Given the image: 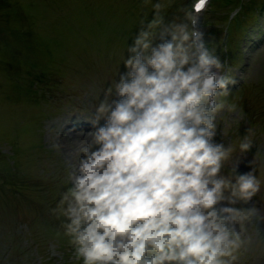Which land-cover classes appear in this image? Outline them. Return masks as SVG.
Instances as JSON below:
<instances>
[{
  "label": "clouds",
  "instance_id": "clouds-1",
  "mask_svg": "<svg viewBox=\"0 0 264 264\" xmlns=\"http://www.w3.org/2000/svg\"><path fill=\"white\" fill-rule=\"evenodd\" d=\"M141 3L150 15L83 114L92 130L77 134L72 152L50 145L63 172L46 215L70 252L59 264H264L259 148L240 171L254 129L216 141L245 114L229 100L231 66L197 27L210 0L179 6L171 19L177 0ZM5 252L0 243V264H9Z\"/></svg>",
  "mask_w": 264,
  "mask_h": 264
},
{
  "label": "rangeland",
  "instance_id": "rangeland-1",
  "mask_svg": "<svg viewBox=\"0 0 264 264\" xmlns=\"http://www.w3.org/2000/svg\"><path fill=\"white\" fill-rule=\"evenodd\" d=\"M17 1L27 18L21 21L13 7L0 31V165L7 172L19 170L22 160L28 164L20 168L26 185H21L23 193L0 192V243L5 255L11 253L9 264H19L25 257L29 264H59V257L67 261L70 252L68 246L62 247V239L55 238L56 222L46 215V209L54 206L63 172L50 145L60 143L64 153L72 152L77 134L92 130L83 114L94 93L115 79L126 41L140 17L150 15L151 5L145 7L141 0ZM191 1L177 0L168 18L177 7H190ZM209 10L205 43H210V51L218 45L216 52L222 53L229 44V56L216 55L232 68L235 82L228 85L229 100L245 114L229 130L231 137L225 140L218 131L216 141L227 145L253 128L256 144L240 166L241 172H247L258 148L264 158V126L250 122L256 117L264 124V12L256 17L250 13L249 27H241L230 38L226 28L234 15L232 4ZM41 69L57 73L60 79L41 83L44 100L37 96V82L27 77L29 70L41 73ZM43 102L54 112L48 119ZM26 232L28 247H24Z\"/></svg>",
  "mask_w": 264,
  "mask_h": 264
},
{
  "label": "trees",
  "instance_id": "trees-1",
  "mask_svg": "<svg viewBox=\"0 0 264 264\" xmlns=\"http://www.w3.org/2000/svg\"><path fill=\"white\" fill-rule=\"evenodd\" d=\"M221 2H226L227 0H219ZM232 2L233 0H229ZM241 1V0H240ZM257 0H249L247 3H244L243 1L238 3V0H235V6L238 3L239 11L235 14V16L229 20V29L232 27L234 28V31L236 32L241 27H245L247 25V28L249 27L250 23L248 22V17L250 16V13L254 15V17L259 16L261 13L264 12V0H261L262 2L256 3ZM233 31V32H234ZM250 122L252 124H259L260 126H264L262 121L258 122V119L251 118ZM10 173L7 171L6 174V180L8 183L12 184L10 181V177L8 175ZM14 183V182H13ZM4 184L0 182V188L3 187Z\"/></svg>",
  "mask_w": 264,
  "mask_h": 264
},
{
  "label": "snow or ice",
  "instance_id": "snow-or-ice-1",
  "mask_svg": "<svg viewBox=\"0 0 264 264\" xmlns=\"http://www.w3.org/2000/svg\"><path fill=\"white\" fill-rule=\"evenodd\" d=\"M204 6V4H203V0H201V3H200V5H198V7H203Z\"/></svg>",
  "mask_w": 264,
  "mask_h": 264
},
{
  "label": "bare ground",
  "instance_id": "bare-ground-1",
  "mask_svg": "<svg viewBox=\"0 0 264 264\" xmlns=\"http://www.w3.org/2000/svg\"><path fill=\"white\" fill-rule=\"evenodd\" d=\"M69 127H79V126H76V125H70Z\"/></svg>",
  "mask_w": 264,
  "mask_h": 264
}]
</instances>
